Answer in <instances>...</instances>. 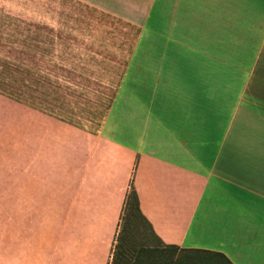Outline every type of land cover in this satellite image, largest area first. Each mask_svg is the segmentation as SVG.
<instances>
[{
  "label": "crops",
  "instance_id": "crops-1",
  "mask_svg": "<svg viewBox=\"0 0 264 264\" xmlns=\"http://www.w3.org/2000/svg\"><path fill=\"white\" fill-rule=\"evenodd\" d=\"M32 5L50 42L65 45L43 50L64 64L40 70L34 90L63 73L65 98L49 103L107 107L88 124L40 112L70 130L57 153L68 195L34 205L32 229L17 218L18 231L80 234L75 247L103 256L131 183L163 245L264 264V0Z\"/></svg>",
  "mask_w": 264,
  "mask_h": 264
},
{
  "label": "rangeland",
  "instance_id": "rangeland-1",
  "mask_svg": "<svg viewBox=\"0 0 264 264\" xmlns=\"http://www.w3.org/2000/svg\"><path fill=\"white\" fill-rule=\"evenodd\" d=\"M39 11L33 9L32 0H0V264L28 261L26 250L34 254L29 258L32 264H110L118 236L126 257L120 258L119 264H193L191 257H198L196 264H226L221 258L163 248L134 211L131 198L125 206L131 183L103 256L97 249L75 247L80 234L18 231L17 218L21 226L32 229L29 216L34 205L56 207L68 195L70 171L61 166L65 161L57 153L63 152L70 130L65 126L54 129L50 119L41 114L88 124L107 107L49 103L53 98H65L63 73H51V87L34 90L33 77L39 80L48 74L40 70L64 64L63 57L42 55L43 50L65 45L59 40L50 42V34L36 23H40ZM56 85L63 86L59 90ZM57 174L59 182L54 181ZM18 193L26 196L21 206ZM56 219L52 224L59 228L64 219ZM135 255L140 260L132 263Z\"/></svg>",
  "mask_w": 264,
  "mask_h": 264
},
{
  "label": "trees",
  "instance_id": "trees-1",
  "mask_svg": "<svg viewBox=\"0 0 264 264\" xmlns=\"http://www.w3.org/2000/svg\"><path fill=\"white\" fill-rule=\"evenodd\" d=\"M131 198L133 200V208H134V211L136 212V214L148 225L153 237L156 238V236L154 235V233L152 232V229L150 227V225L148 224V222L143 218L140 210H139V204H138V199H137V196H136V193L134 191V188L130 187V190L127 194V197H126V203H125V206L127 204V201L128 199ZM121 241L122 239L118 236L117 239H116V245L114 247V251H113V254H112V259H111V263L110 264H119L120 262V258H123V256L125 257V254L123 253V248L121 246ZM157 241H159L157 239ZM159 243L163 246V248L167 249V250H171L172 252H181V251H187L189 253H193L195 255L199 254V255H204V257H212L214 259H217V258H221L222 260H224V262L226 264H230V262L221 254H218V253H212V252H207V251H200V250H182V249H179L178 247L176 246H165L163 245L160 241ZM126 258V257H125ZM192 258V262L193 264H196V258L198 257H191ZM140 260V257L135 255L133 258H132V263H135L136 261ZM128 261V259H127ZM129 262V261H128Z\"/></svg>",
  "mask_w": 264,
  "mask_h": 264
}]
</instances>
